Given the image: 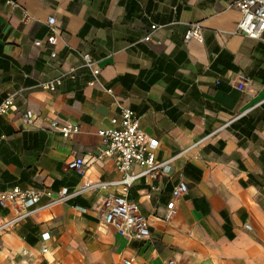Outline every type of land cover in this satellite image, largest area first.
I'll list each match as a JSON object with an SVG mask.
<instances>
[{
  "label": "crops",
  "instance_id": "obj_1",
  "mask_svg": "<svg viewBox=\"0 0 264 264\" xmlns=\"http://www.w3.org/2000/svg\"><path fill=\"white\" fill-rule=\"evenodd\" d=\"M234 1L0 0V102L12 94L15 103L0 116V189L73 193L86 180L119 179L115 158L99 156L97 133L113 126L117 103L159 140L157 159L171 158L170 176L155 181L159 190L146 192L144 178L130 190L149 239L102 223L99 206L113 186L41 207L43 196L33 213L0 229V264H264V33L255 39L237 30ZM49 16L54 44L45 42ZM192 22L203 41L184 40ZM149 31L152 39L143 40ZM83 53L100 67L98 82ZM237 73L249 78L243 90L228 79ZM56 77L55 90L42 88ZM53 120L79 129L64 137ZM75 155L85 159L83 176L67 168ZM179 178L187 193L165 221ZM11 216L0 208V225Z\"/></svg>",
  "mask_w": 264,
  "mask_h": 264
},
{
  "label": "built area",
  "instance_id": "obj_2",
  "mask_svg": "<svg viewBox=\"0 0 264 264\" xmlns=\"http://www.w3.org/2000/svg\"><path fill=\"white\" fill-rule=\"evenodd\" d=\"M235 6L240 10L241 17L237 22V30L242 34L260 39L264 33V0H235ZM47 22L50 26V32L45 38L48 44H54L56 41L55 18L49 16ZM158 25L151 24V31L156 29ZM149 31L143 37V40H151L152 32ZM195 39L203 41L201 26L199 22H192L188 25L184 33V40ZM159 42V41H158ZM35 45H41L42 40L34 41ZM55 55V53H52ZM84 65L90 70L93 82H98L100 67L96 65V61L89 53L81 55ZM74 74L71 78H74ZM234 80L235 86L239 90H243L248 84L249 78L242 73H237L236 77H230ZM62 82L61 77L45 81L41 83L42 88L53 91ZM219 80L216 81L218 83ZM107 91H111L110 88ZM118 118H112L113 126L101 128L97 131L100 136L99 156L114 157L116 160V168L121 176L117 180L111 181H84L73 193H69L66 188L58 190L56 194L49 187H21L13 185L7 189H0V208L8 210L12 216L0 225V229L13 226L19 220L33 213L43 196H47L49 200L42 205L50 206L58 204L74 194H78L85 190H95L98 188L111 187L114 191L108 192L102 199L99 206L101 220L104 225L112 226L119 235L128 239L145 240L150 238V230L147 217L140 211L138 203L130 197V190L134 182L138 178L148 180L146 192L159 190L155 181L160 177L170 176L171 158L159 160L156 157V150L159 146V140L146 134L140 127L139 116L128 105L117 103ZM15 108L14 95H7L0 102V116ZM25 121L32 122V113L27 110L25 112ZM51 126L57 129L64 137H68L71 133L78 131V126L69 124H60L57 120L51 122ZM5 135L1 134L0 139ZM67 168L74 171L78 175L83 176L85 173V159L82 156L75 155L67 161ZM138 166V170L133 169ZM187 193V184L183 178H179L172 186L170 198L166 202L165 213L163 219L169 221L176 212V201ZM244 228L251 229L247 223ZM50 238L48 232L41 234L42 241ZM42 251L46 252V246H42ZM132 258H123L124 264H131ZM166 264H173V260H169Z\"/></svg>",
  "mask_w": 264,
  "mask_h": 264
}]
</instances>
